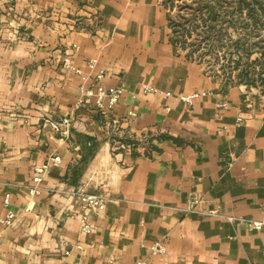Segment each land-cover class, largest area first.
Masks as SVG:
<instances>
[{
  "label": "crops",
  "instance_id": "crops-1",
  "mask_svg": "<svg viewBox=\"0 0 264 264\" xmlns=\"http://www.w3.org/2000/svg\"><path fill=\"white\" fill-rule=\"evenodd\" d=\"M166 12L162 0H0V213H16L0 225V264H264V228L251 227L264 221V112L174 54ZM97 85L122 88L107 117L73 114ZM70 114L67 131L44 121ZM79 189L107 203L88 233ZM158 240L165 253L149 255Z\"/></svg>",
  "mask_w": 264,
  "mask_h": 264
},
{
  "label": "rangeland",
  "instance_id": "rangeland-1",
  "mask_svg": "<svg viewBox=\"0 0 264 264\" xmlns=\"http://www.w3.org/2000/svg\"><path fill=\"white\" fill-rule=\"evenodd\" d=\"M191 1L187 0L186 3L191 4L193 7L197 6L196 3ZM260 2L263 11L258 15L256 23L243 14L241 16L232 14L229 17L218 18L217 25L225 28L222 31L224 35L221 36L220 43H217L216 47L209 51L210 53H206L208 52L207 47L200 34L193 32L190 36L183 37L187 43H196L201 39L197 50L192 54V58L187 59L185 56L190 49L189 47L185 49L176 47L174 54L184 60L199 64L206 76H210L222 84L221 89L223 91L226 92L231 88L239 91L241 100L248 109L264 112V82L261 81V78H264L262 70L264 68V0H260ZM179 5H181V2H174L170 11L174 21L178 20L176 15ZM226 20L231 21L230 25L226 23ZM169 34V38L172 37L170 29ZM177 37L178 40L181 39L180 35H177ZM239 38L240 45L247 48V52H249L248 57L241 50L235 51L234 41ZM241 55L242 57H240ZM258 57L260 60L254 61ZM247 66L250 69L246 74L244 70ZM259 72H261V75Z\"/></svg>",
  "mask_w": 264,
  "mask_h": 264
},
{
  "label": "built area",
  "instance_id": "built-area-1",
  "mask_svg": "<svg viewBox=\"0 0 264 264\" xmlns=\"http://www.w3.org/2000/svg\"><path fill=\"white\" fill-rule=\"evenodd\" d=\"M65 66L70 67V62L66 58L64 60ZM95 63V60H90L89 65L92 66ZM103 76L102 72H99L96 77L97 79H100ZM147 90L152 92H157L155 88L147 87ZM122 93V88H104L103 86L97 85L93 89H87L85 91H82L75 101L71 112L73 114L75 111L79 110L83 106L91 105L93 108L97 111H100L101 114L104 117H107L108 112L112 109V107L116 104L118 101V98L120 94ZM166 95H169L166 93ZM196 93L193 94H179L177 96L178 100L191 104L192 99L196 96ZM128 114L131 116H134L135 113L132 111H128ZM107 120V119H106ZM45 123H47L50 127V129L53 132H61L62 130L67 131L70 126L72 125V114L69 116L63 118L61 121H52L49 119L44 120ZM107 122V121H106ZM113 124L116 123V120L111 121ZM106 125V124H105ZM134 144L129 143H119V147L124 150H130ZM60 162V158L58 156H52L46 162H44L40 166H36L34 168V173L32 176V186L29 187V193L31 195H38L41 188L40 183L43 178V176L46 174L48 169L52 165H56ZM78 195V202L81 209L80 215H79V224L80 229L83 232H90L91 231V225L89 223L90 216H98L100 215L106 208V200L102 194L96 191L92 192H86L84 190H77ZM9 195L6 194L4 198V205H8V198ZM16 217V213L12 208H6L3 213H0V225L3 227H10L12 226L14 220ZM231 220V218H228ZM251 227L255 230H262L264 228V221L263 220H253L251 221ZM77 248H80V245L76 246ZM165 253V244L163 241L158 240L153 242L149 247V255H161ZM124 264H146L145 259H138L132 262H125Z\"/></svg>",
  "mask_w": 264,
  "mask_h": 264
},
{
  "label": "trees",
  "instance_id": "trees-1",
  "mask_svg": "<svg viewBox=\"0 0 264 264\" xmlns=\"http://www.w3.org/2000/svg\"><path fill=\"white\" fill-rule=\"evenodd\" d=\"M186 1L187 0H162V5L167 10V25L172 33V37L169 38V41L174 52L176 47H180L181 49L189 47L190 49L185 54L187 59L192 58V54L197 50L201 39L205 42L207 47L208 52L206 53H210L209 51L215 48L217 43H220V38L224 35L222 31L225 28L217 25L219 17H229L232 14L241 16L243 14L256 23L258 21V15L263 11L260 0H192V3L197 4L195 7L191 6V4H187ZM174 2H181L176 15L178 17L177 21H174L170 14ZM187 14L190 16H185ZM230 22V20H226V23L229 24ZM193 32L200 34V41H196V43H187L183 37L190 36ZM177 35H180V40H178ZM234 43V47L236 48L235 51L241 50L242 53L248 57L249 52H247V48H243L240 45V38L234 41ZM240 57H242V55ZM256 60H260V58H255L254 61ZM249 69V66L245 68L244 71L246 74ZM262 70L264 72V68H262ZM259 74L261 75V72H259ZM261 81L264 82V78H261Z\"/></svg>",
  "mask_w": 264,
  "mask_h": 264
}]
</instances>
